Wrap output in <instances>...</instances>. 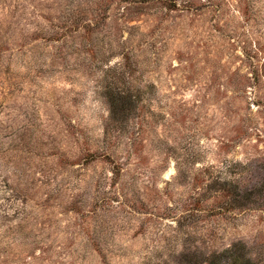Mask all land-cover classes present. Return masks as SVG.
<instances>
[{"label": "rangeland", "instance_id": "1", "mask_svg": "<svg viewBox=\"0 0 264 264\" xmlns=\"http://www.w3.org/2000/svg\"><path fill=\"white\" fill-rule=\"evenodd\" d=\"M232 243L264 264V0H0V264Z\"/></svg>", "mask_w": 264, "mask_h": 264}, {"label": "trees", "instance_id": "2", "mask_svg": "<svg viewBox=\"0 0 264 264\" xmlns=\"http://www.w3.org/2000/svg\"><path fill=\"white\" fill-rule=\"evenodd\" d=\"M106 96L110 105H129L133 95L125 91L110 90L106 92ZM122 108V106H121ZM120 167L115 166L112 173L117 176ZM239 243H232L229 246L205 252L198 246L187 247L183 245L182 251L177 253L179 264H256L250 258L247 250H242Z\"/></svg>", "mask_w": 264, "mask_h": 264}]
</instances>
